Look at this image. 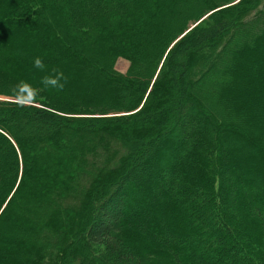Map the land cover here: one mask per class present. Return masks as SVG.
Here are the masks:
<instances>
[{"label": "trees", "instance_id": "1", "mask_svg": "<svg viewBox=\"0 0 264 264\" xmlns=\"http://www.w3.org/2000/svg\"><path fill=\"white\" fill-rule=\"evenodd\" d=\"M235 1L0 0V264H264V0Z\"/></svg>", "mask_w": 264, "mask_h": 264}, {"label": "clouds", "instance_id": "2", "mask_svg": "<svg viewBox=\"0 0 264 264\" xmlns=\"http://www.w3.org/2000/svg\"><path fill=\"white\" fill-rule=\"evenodd\" d=\"M34 67L36 68H43L44 65L39 57H37L34 60ZM63 73L62 72H56L54 76H46L43 78V83L45 85H50L54 88H62L63 83H61V80L63 79Z\"/></svg>", "mask_w": 264, "mask_h": 264}, {"label": "rangeland", "instance_id": "3", "mask_svg": "<svg viewBox=\"0 0 264 264\" xmlns=\"http://www.w3.org/2000/svg\"><path fill=\"white\" fill-rule=\"evenodd\" d=\"M192 1H196V0H192ZM180 9H183V8H180ZM128 66H129V62H128V60H126L124 58H119L117 60L116 64H115V68L118 71L123 72V73L127 71ZM261 70H262L261 68L259 70H256V69L250 70V71H248L249 72L248 74L252 73L253 75H255L254 78H257V74L256 73L262 72ZM251 81L255 82V79H252ZM245 82H246V85H248V86L250 85V84L247 83V81H245ZM254 86H258L260 89L264 88L263 85L261 86V84L258 83V82H255ZM249 89H253V87L250 88V86H249ZM35 104H37V103H35Z\"/></svg>", "mask_w": 264, "mask_h": 264}, {"label": "water", "instance_id": "4", "mask_svg": "<svg viewBox=\"0 0 264 264\" xmlns=\"http://www.w3.org/2000/svg\"><path fill=\"white\" fill-rule=\"evenodd\" d=\"M237 1H239V0H236L235 2H237ZM235 2H234V3H235ZM211 12H212V11H210L209 13H207L206 15H204V16H203L200 20H198L196 23L192 24V26H191L190 28H192V27H193L194 25H196L199 21H201L203 18H205L206 16H208ZM185 33H186V32H184L183 34H181V35L176 39V41H177L179 38H181ZM176 41H175V42H176ZM175 42H173V44H174ZM173 44H172V45H173ZM172 45H171V46H172ZM171 46H170V48H171ZM170 48H169V49H170ZM168 51H169V50H168ZM122 114H124V113H122Z\"/></svg>", "mask_w": 264, "mask_h": 264}]
</instances>
